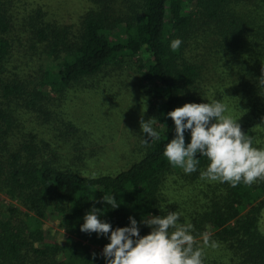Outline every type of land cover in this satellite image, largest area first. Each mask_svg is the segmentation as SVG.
Wrapping results in <instances>:
<instances>
[{"label":"trees","instance_id":"obj_1","mask_svg":"<svg viewBox=\"0 0 264 264\" xmlns=\"http://www.w3.org/2000/svg\"><path fill=\"white\" fill-rule=\"evenodd\" d=\"M129 67L159 139L145 144L144 134L121 159L128 165L114 167L118 153L107 164L106 146L90 140L95 127L78 126L67 109L84 92L119 99L111 93L127 84ZM262 75L264 0H86L70 23L40 0H0V264H106L108 236L80 230L93 207L113 230L134 218L141 237L151 232L143 218L179 212L203 264H264V181L201 179L207 157L197 154L188 174L163 154L176 135L167 114L213 101L264 149ZM111 195L116 209L102 202ZM52 216L64 241L47 235Z\"/></svg>","mask_w":264,"mask_h":264},{"label":"clouds","instance_id":"obj_2","mask_svg":"<svg viewBox=\"0 0 264 264\" xmlns=\"http://www.w3.org/2000/svg\"><path fill=\"white\" fill-rule=\"evenodd\" d=\"M181 44L177 38L170 48L177 51ZM259 82L264 84V75ZM226 113H229L228 105L220 101L186 103L170 111L167 115L174 122L176 135L165 145L164 156L170 164L188 174L197 171V154L207 157L209 164L201 172V179L228 182L232 187L241 182L251 186L257 180L264 181V149L253 147L252 137L242 131L236 118ZM153 121H140L142 133L147 134L145 144L151 139H159ZM186 130L191 133L187 145ZM102 202L112 209L119 207L114 195L103 196ZM100 214L101 211L93 207L85 215L80 230L108 236L110 243L105 245L102 253L106 264H203L204 250L196 246L197 241L192 235L194 226L181 223L179 212L143 218L140 223L151 228L150 234L143 237L134 218L129 217L130 226L113 230L110 223L98 218ZM209 240L205 235L204 247L209 246ZM210 246L215 248L217 245L213 242Z\"/></svg>","mask_w":264,"mask_h":264},{"label":"rangeland","instance_id":"obj_3","mask_svg":"<svg viewBox=\"0 0 264 264\" xmlns=\"http://www.w3.org/2000/svg\"><path fill=\"white\" fill-rule=\"evenodd\" d=\"M40 1L47 4L48 8L56 16L68 23L75 22L78 14L82 12L86 5V0ZM129 68L130 70L124 74V83L127 84L119 91L111 93L117 94L122 92L119 99H112L105 90L99 93L84 92L74 97L67 109L70 117L76 121L78 126L87 127V129H93L95 127L90 140L95 141L94 144L96 147H98V144L100 146H106L110 154L109 160H111L107 164L112 165L115 160L114 156L118 153L117 155L119 157L117 159L120 160V163L116 162L114 167L119 164L122 167L128 165L127 161H121V159L129 154L134 143L145 134L141 131V119L145 122L154 119L152 113L149 111L148 102H146L147 94L144 91V87L140 84L139 77L135 75L134 68ZM105 165L106 161L90 164V166H95V169L100 168V166L104 167ZM58 223L59 220L55 216L50 217V219L45 220V230L48 232V236L53 237H48L49 239L56 238L64 241L67 234ZM261 223L262 228H264V214Z\"/></svg>","mask_w":264,"mask_h":264}]
</instances>
